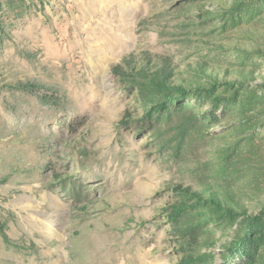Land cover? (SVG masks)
<instances>
[{"label": "rangeland", "instance_id": "rangeland-1", "mask_svg": "<svg viewBox=\"0 0 264 264\" xmlns=\"http://www.w3.org/2000/svg\"><path fill=\"white\" fill-rule=\"evenodd\" d=\"M263 204L264 0H0V264H264Z\"/></svg>", "mask_w": 264, "mask_h": 264}, {"label": "trees", "instance_id": "trees-1", "mask_svg": "<svg viewBox=\"0 0 264 264\" xmlns=\"http://www.w3.org/2000/svg\"><path fill=\"white\" fill-rule=\"evenodd\" d=\"M229 85H232V84H229ZM208 200H205L204 202L206 203ZM213 202H214V200H213ZM215 204H216V202H214ZM261 211H262V213H264V204H263V208H261L260 209ZM244 218H245V220L244 221H246V223H248V224H253L255 221H256V219L258 218V215H247V214H245L244 213Z\"/></svg>", "mask_w": 264, "mask_h": 264}, {"label": "bare ground", "instance_id": "bare-ground-1", "mask_svg": "<svg viewBox=\"0 0 264 264\" xmlns=\"http://www.w3.org/2000/svg\"><path fill=\"white\" fill-rule=\"evenodd\" d=\"M93 238H94V236H93ZM93 238H92V239H93ZM92 241H93V240H92ZM90 245H92V243H91ZM93 246H94V245H93ZM93 246H92V247H93Z\"/></svg>", "mask_w": 264, "mask_h": 264}]
</instances>
